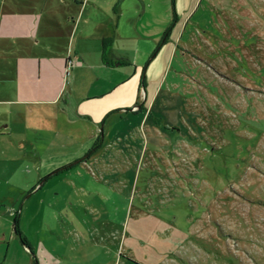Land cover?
<instances>
[{"label": "rangeland", "instance_id": "374dc122", "mask_svg": "<svg viewBox=\"0 0 264 264\" xmlns=\"http://www.w3.org/2000/svg\"><path fill=\"white\" fill-rule=\"evenodd\" d=\"M196 11L171 16L168 43L143 66L158 52L153 66L169 63L163 79L155 68L146 78L159 91L140 129L120 123L119 136L92 139L102 125L71 124L72 111L0 105V215L20 216L10 227L18 220L30 240L55 232L51 206L76 194L67 179L79 181L68 169L49 175L84 160L74 167L90 170L89 195L91 177L116 186L96 199L119 201L118 219L147 201L154 224H168L162 264H264V0H199Z\"/></svg>", "mask_w": 264, "mask_h": 264}, {"label": "crops", "instance_id": "0c3cea01", "mask_svg": "<svg viewBox=\"0 0 264 264\" xmlns=\"http://www.w3.org/2000/svg\"><path fill=\"white\" fill-rule=\"evenodd\" d=\"M198 2L0 0V105L19 112L27 106L51 105L58 106L62 115L72 111L80 120L69 119L71 124L88 121L99 125L98 131L102 125L103 131L92 139L104 135L106 128L108 135L119 136L120 123L140 129L147 123L145 110L159 91L145 86L159 52L145 70L143 66L158 47L168 43L164 34L171 16L182 15L186 21L193 12L196 15ZM70 61L73 68L67 75ZM168 64L156 65L153 72L163 79ZM75 168L68 170L75 172L79 183L67 179V187L76 199L69 195L64 205L57 201L51 206L57 207L51 219L55 232L46 237L37 233L30 240L16 233L15 224L10 227V216L20 217L15 210L9 217L6 211L0 215V264H152L153 255L163 257L157 264L166 263L168 245L163 235L168 224L161 219L154 224L151 205L141 203L133 219L121 221L110 210L119 209V201L96 199L103 196L97 188L116 186H99L104 181L91 177L89 195L83 176H89L90 170ZM120 172L95 170L110 177Z\"/></svg>", "mask_w": 264, "mask_h": 264}, {"label": "trees", "instance_id": "16d2710c", "mask_svg": "<svg viewBox=\"0 0 264 264\" xmlns=\"http://www.w3.org/2000/svg\"><path fill=\"white\" fill-rule=\"evenodd\" d=\"M82 162H84V160H79L77 164L72 165V166L69 167L68 169L73 168L74 166H76V165H78V164H80V163H82ZM67 167H68V166H67ZM62 171H63V170H59V173H62ZM15 230H16V233H17V234L21 235V232H20V230H19V226H18V220H16V222H15Z\"/></svg>", "mask_w": 264, "mask_h": 264}, {"label": "water", "instance_id": "95a60500", "mask_svg": "<svg viewBox=\"0 0 264 264\" xmlns=\"http://www.w3.org/2000/svg\"><path fill=\"white\" fill-rule=\"evenodd\" d=\"M144 93H146L145 88H144ZM102 131H103V129H102ZM102 136H103V135H102ZM77 163H78V162H75V163H73V164H70L68 167H64V168H62V169H60V170H66V169H68L69 167H71L72 165L77 164ZM58 173H59V170H57V171L53 172L52 174H50L49 177H51V176H53V175H57Z\"/></svg>", "mask_w": 264, "mask_h": 264}, {"label": "built area", "instance_id": "2783aa9c", "mask_svg": "<svg viewBox=\"0 0 264 264\" xmlns=\"http://www.w3.org/2000/svg\"><path fill=\"white\" fill-rule=\"evenodd\" d=\"M73 68V64L72 62L70 61L68 64H67V67H66V74L68 75L71 71V69Z\"/></svg>", "mask_w": 264, "mask_h": 264}]
</instances>
